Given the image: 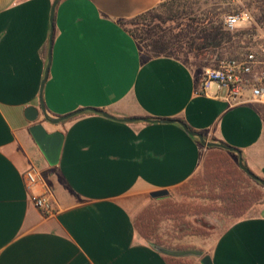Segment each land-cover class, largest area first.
Returning a JSON list of instances; mask_svg holds the SVG:
<instances>
[{
  "label": "crops",
  "instance_id": "0c3cea01",
  "mask_svg": "<svg viewBox=\"0 0 264 264\" xmlns=\"http://www.w3.org/2000/svg\"><path fill=\"white\" fill-rule=\"evenodd\" d=\"M167 0H0V264H264V199L233 222L203 257H172L136 230L132 198L171 192L194 177L208 149L178 123H125L117 119L181 121L210 142L242 153L264 179V105L230 106L216 84L200 89L196 74L173 58L146 57L121 25ZM54 30L52 60L48 65ZM44 82V84H43ZM39 109L36 123L26 110ZM42 123L64 135L51 166L30 128ZM238 160V156L232 153ZM36 167L53 192L57 213L35 206L24 174ZM151 197V196H150Z\"/></svg>",
  "mask_w": 264,
  "mask_h": 264
},
{
  "label": "trees",
  "instance_id": "16d2710c",
  "mask_svg": "<svg viewBox=\"0 0 264 264\" xmlns=\"http://www.w3.org/2000/svg\"><path fill=\"white\" fill-rule=\"evenodd\" d=\"M169 4V1H165L157 8L167 7ZM157 8L132 18L142 19L141 29L132 31L127 27V22L132 19L121 22V25L136 39L140 50L146 57H166L178 60L189 67L199 79L205 69L215 68L222 60L240 56L225 57L220 55L214 63H210L211 51L233 46L236 40H241L248 31L228 30L224 20L213 19L206 21L207 23L195 20L194 24L189 21L177 23L175 27H165L169 22L173 24L186 18L182 17L179 12H174L171 7L167 8L168 13L165 16L160 15L156 13ZM253 184L261 186L240 169L238 162L232 157V153L209 148L202 173L197 177H192L181 189L191 187L195 192L203 194L210 203L174 209L167 206L146 211L134 220V226L144 239L159 246L162 244L158 240L152 242V238L164 215L179 220L188 228L189 222L185 218L189 214L219 213L235 219L241 218L264 197V192L257 187L250 188ZM192 233V235L198 236L207 235V232L201 228L194 229ZM170 264H192V262L189 259L170 258Z\"/></svg>",
  "mask_w": 264,
  "mask_h": 264
},
{
  "label": "rangeland",
  "instance_id": "374dc122",
  "mask_svg": "<svg viewBox=\"0 0 264 264\" xmlns=\"http://www.w3.org/2000/svg\"><path fill=\"white\" fill-rule=\"evenodd\" d=\"M167 1H169L170 4L167 5V7L157 8L156 13L165 16V14L168 13L167 8L171 7L174 12H179L180 15L186 19H180L178 22L173 24L172 22H169L165 27H175L177 23L189 21L190 23L194 24L195 20L200 22L203 21L205 23H207L206 21L212 19L224 20L225 22V20L230 15L242 13L247 15V20L241 22L238 27L232 30L234 32L248 31L247 34L244 35L241 40L237 39L233 46L230 45L226 49L211 51L210 55H212V59L210 63H214L220 55H224L225 57H235L243 55L251 50H257L261 47H264V0ZM141 22H143L142 19H132L127 22V27L132 31L135 29H141ZM205 70L202 72V74L205 72ZM235 160L238 162L237 159ZM203 164L194 177H197L202 173ZM183 185L172 190L170 195L166 198L152 199L149 195L132 198L131 207L134 214L133 221L136 220L143 212L156 210L167 206H170L172 209H174L177 207L182 208V206L187 208L190 205H208L210 203V201L205 198L203 194L200 192H195L191 187L181 189ZM252 187H257L264 192V187L262 185L259 186L253 184L250 188ZM263 199L264 197L262 200ZM262 200L257 202L241 218L245 217ZM241 218L235 219L233 217L224 216L219 213L207 215L189 214L185 218V220L189 222L188 228V226L180 223L179 220L164 215L161 217V222L158 224L155 235H153L152 242L158 240L160 244H162L159 246L173 250H198L190 245L199 243V241L204 242V244L210 247L233 222ZM196 228L204 229L207 232V235H192V231ZM147 241L151 242L149 240Z\"/></svg>",
  "mask_w": 264,
  "mask_h": 264
},
{
  "label": "built area",
  "instance_id": "2783aa9c",
  "mask_svg": "<svg viewBox=\"0 0 264 264\" xmlns=\"http://www.w3.org/2000/svg\"><path fill=\"white\" fill-rule=\"evenodd\" d=\"M247 20L246 14L230 15L225 20V27L234 30L241 22ZM200 89L205 91L208 84H216L225 91L223 99L230 106L264 105V47L251 50L238 58L225 59L215 68H208L199 77ZM29 191L43 185L44 192L34 195L35 206L46 217L57 213L53 192L46 186L42 173L34 166L24 174Z\"/></svg>",
  "mask_w": 264,
  "mask_h": 264
},
{
  "label": "water",
  "instance_id": "95a60500",
  "mask_svg": "<svg viewBox=\"0 0 264 264\" xmlns=\"http://www.w3.org/2000/svg\"><path fill=\"white\" fill-rule=\"evenodd\" d=\"M60 0H55V3L53 5V10H52V23H53V16H54V11L59 3ZM53 37H54V30L52 27V33L50 36V48H49V54H48V65L46 68V74L44 78V82L46 81L48 74H49V69L51 65V60H52V44H53ZM43 82V84H44ZM40 104H41V111L44 115V119L52 124H60L62 122L68 121L74 117H77L85 112H92L96 114L103 115L104 117L114 119V120H119L125 123H135V122H146V123H175L178 122L180 123L183 128L189 133L191 136L197 137L202 145H204L207 148H217L221 149L230 153H234L238 156V165L244 173L249 176L251 179L259 183L264 187V180L260 178L258 175H256L254 172H252L247 165L244 163V159L242 156V153L223 143H217V142H210L206 139V136L202 133L193 131L186 125L185 123L181 121H175V120H169V119H158V120H151L148 118H128V119H117L111 115H109L107 112L99 109H93V108H88V109H80L78 111H75L73 113H70L68 115L58 117L56 119L50 118L47 113H46V107L44 105V98H43V88L40 93ZM39 109H36L34 107H30L26 110V119L31 122V123H36L38 118H39ZM30 133L32 134L35 142L37 143L38 147L40 148L41 152L45 156L46 160L51 166H56L58 165L61 157V152H62V147L64 143V135L61 132H54V133H49L47 129L44 127L42 123H38L33 125L30 128ZM170 195L169 191H156L152 192L150 194L152 199H162L166 198ZM157 250L165 255L172 256V257H203L204 253L202 251L198 250H173V249H168L164 248L161 246H157ZM202 264H213L212 259L210 256H204L202 258Z\"/></svg>",
  "mask_w": 264,
  "mask_h": 264
}]
</instances>
